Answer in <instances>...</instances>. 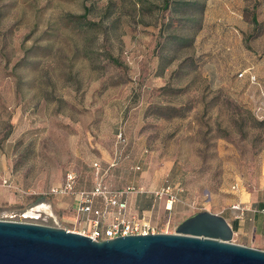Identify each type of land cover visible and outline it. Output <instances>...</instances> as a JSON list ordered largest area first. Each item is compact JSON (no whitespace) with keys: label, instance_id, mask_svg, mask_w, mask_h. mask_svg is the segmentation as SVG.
I'll return each instance as SVG.
<instances>
[{"label":"rangeland","instance_id":"374dc122","mask_svg":"<svg viewBox=\"0 0 264 264\" xmlns=\"http://www.w3.org/2000/svg\"><path fill=\"white\" fill-rule=\"evenodd\" d=\"M167 1L0 0V220L69 227L71 197L47 191L70 169L91 189L117 129L102 182L168 185L167 233L264 192V0Z\"/></svg>","mask_w":264,"mask_h":264},{"label":"water","instance_id":"95a60500","mask_svg":"<svg viewBox=\"0 0 264 264\" xmlns=\"http://www.w3.org/2000/svg\"><path fill=\"white\" fill-rule=\"evenodd\" d=\"M225 219L207 210L171 233L91 240L39 223L0 220V264H264V250L238 244Z\"/></svg>","mask_w":264,"mask_h":264},{"label":"built area","instance_id":"2783aa9c","mask_svg":"<svg viewBox=\"0 0 264 264\" xmlns=\"http://www.w3.org/2000/svg\"><path fill=\"white\" fill-rule=\"evenodd\" d=\"M244 73H246L249 81L253 82L250 68L238 72L237 76L241 77ZM115 144H118L121 149L115 153L114 159L104 169H101L96 161L91 163L96 175V181H94L91 189H76L77 173L71 169L66 171L59 184L50 186L47 191L48 194L68 195L71 197V215L70 219L67 220L69 227L62 228L66 231L79 233L95 241L124 235L167 233L168 220L162 223L163 229L158 228L150 220L147 212L134 211L129 207L127 195L129 193H142L143 190L141 188L135 189L131 186H126L120 189H112L102 182V176L106 175L109 168L115 165V158L121 156V150L126 145L121 129L116 131ZM134 169H137V167ZM0 185L10 186V183L7 178L0 175ZM149 193L154 198L165 196L163 209L167 212L171 210L172 203L177 201L176 193L172 192L168 185ZM187 205L188 207H193L195 204L191 201ZM230 208L237 210L239 216L245 210L238 202L231 204Z\"/></svg>","mask_w":264,"mask_h":264},{"label":"crops","instance_id":"0c3cea01","mask_svg":"<svg viewBox=\"0 0 264 264\" xmlns=\"http://www.w3.org/2000/svg\"><path fill=\"white\" fill-rule=\"evenodd\" d=\"M113 171L117 170L113 168L110 173L112 174ZM151 195L141 196L135 193L132 197H127L128 205L134 211L147 212L151 220L157 216L160 207L155 208ZM236 202L245 208L240 216L237 210L230 208V205ZM229 203L224 209L208 211L217 213L225 219L232 230L234 241L264 250V192L256 189L245 194L240 193ZM161 211L165 210L161 208Z\"/></svg>","mask_w":264,"mask_h":264},{"label":"trees","instance_id":"16d2710c","mask_svg":"<svg viewBox=\"0 0 264 264\" xmlns=\"http://www.w3.org/2000/svg\"><path fill=\"white\" fill-rule=\"evenodd\" d=\"M167 3H168V1L167 0H164V5L165 6L167 5ZM75 188H76V186H75Z\"/></svg>","mask_w":264,"mask_h":264}]
</instances>
